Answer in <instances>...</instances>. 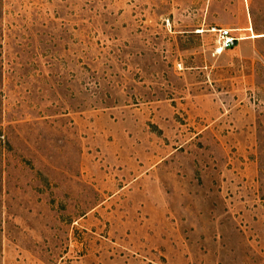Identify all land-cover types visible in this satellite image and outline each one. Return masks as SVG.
Returning <instances> with one entry per match:
<instances>
[{
    "label": "rangeland",
    "instance_id": "obj_1",
    "mask_svg": "<svg viewBox=\"0 0 264 264\" xmlns=\"http://www.w3.org/2000/svg\"><path fill=\"white\" fill-rule=\"evenodd\" d=\"M0 264H264V0H0Z\"/></svg>",
    "mask_w": 264,
    "mask_h": 264
},
{
    "label": "built area",
    "instance_id": "obj_2",
    "mask_svg": "<svg viewBox=\"0 0 264 264\" xmlns=\"http://www.w3.org/2000/svg\"><path fill=\"white\" fill-rule=\"evenodd\" d=\"M217 35L212 47V53H218L226 48L231 47L238 37L232 34L231 29L228 27H218Z\"/></svg>",
    "mask_w": 264,
    "mask_h": 264
},
{
    "label": "bare ground",
    "instance_id": "obj_3",
    "mask_svg": "<svg viewBox=\"0 0 264 264\" xmlns=\"http://www.w3.org/2000/svg\"><path fill=\"white\" fill-rule=\"evenodd\" d=\"M255 36V35H254ZM256 36H263V35H256Z\"/></svg>",
    "mask_w": 264,
    "mask_h": 264
}]
</instances>
